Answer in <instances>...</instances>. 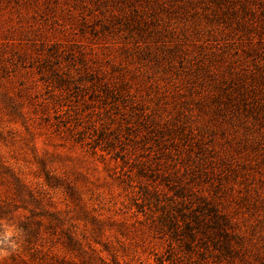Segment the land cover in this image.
I'll use <instances>...</instances> for the list:
<instances>
[{"label":"rangeland","instance_id":"1","mask_svg":"<svg viewBox=\"0 0 264 264\" xmlns=\"http://www.w3.org/2000/svg\"><path fill=\"white\" fill-rule=\"evenodd\" d=\"M112 11L119 10L111 0H0V264L184 261L142 204L150 180L98 139L128 107L101 103L92 93L95 76L147 63ZM180 43L190 56L215 60L216 53L234 52L220 40L191 34ZM162 46L147 47L154 52ZM237 53L232 60L250 63V51ZM176 78L181 82L165 87L183 90L186 78ZM240 142L231 150L229 181L257 201V211L242 222L257 236L264 225V151Z\"/></svg>","mask_w":264,"mask_h":264},{"label":"trees","instance_id":"2","mask_svg":"<svg viewBox=\"0 0 264 264\" xmlns=\"http://www.w3.org/2000/svg\"><path fill=\"white\" fill-rule=\"evenodd\" d=\"M111 1L119 10L112 20L125 25L147 63L96 72L94 96L128 107L98 139L150 180L142 204L171 251L182 252L181 264H264V225L256 236L242 223L257 201L229 181L237 142L264 151V0ZM186 33L234 52L190 56L180 43ZM156 41L164 46L153 52L147 46ZM240 48L252 53L250 63L232 60ZM178 76L186 78L183 90L165 87Z\"/></svg>","mask_w":264,"mask_h":264}]
</instances>
